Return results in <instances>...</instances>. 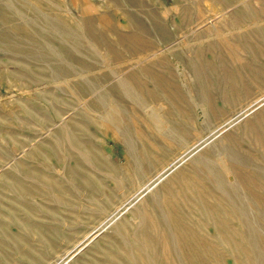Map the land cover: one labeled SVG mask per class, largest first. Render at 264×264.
<instances>
[{"label":"rangeland","instance_id":"obj_1","mask_svg":"<svg viewBox=\"0 0 264 264\" xmlns=\"http://www.w3.org/2000/svg\"><path fill=\"white\" fill-rule=\"evenodd\" d=\"M69 32L92 66L57 52ZM262 97L264 0H0V264H264ZM180 125L215 163L245 154L256 166L230 168L259 184L223 175L241 202L214 178L183 185L179 230L145 248L143 217L190 155L150 181L185 151Z\"/></svg>","mask_w":264,"mask_h":264},{"label":"bare ground","instance_id":"obj_2","mask_svg":"<svg viewBox=\"0 0 264 264\" xmlns=\"http://www.w3.org/2000/svg\"><path fill=\"white\" fill-rule=\"evenodd\" d=\"M53 36L54 38L58 40V45H56L57 52L62 57H64L68 62L73 64L78 69H84L85 67L93 65L94 60H95L94 57L91 56L87 52V49L84 48L82 44L81 45L79 44V41H77L76 39L75 33L74 34L72 32L63 33V34L59 33V35L57 34L56 36L55 35ZM17 48H22V47L17 46ZM23 49L25 50V48ZM184 73H183V70H178L179 75L182 76ZM158 81H160L158 83L161 84V86L167 85L164 83L163 79H159ZM256 99L257 100H254L250 104L251 106L254 104L256 105L258 101L261 100L259 98H256ZM164 122L165 121L161 119L160 123H164ZM249 128L251 129V131L258 129V132H261L262 137H264V111H261L260 113L255 114L254 120L251 122V125ZM178 131L180 133V143L182 144L181 148H184L185 151L176 153L177 156H174L171 159V162L167 163L162 168L157 169V172L155 173L153 177L150 178V181L155 180V179H160L161 176L165 173V171L168 168L172 167L171 165H173L179 159L185 156H188V154L190 155H189V158L187 159L188 162L182 166L181 165L177 166L176 169L173 170V172L169 175V177L165 179L164 183L161 185V188L157 189V191L163 192V195H162L163 197L161 199V202L159 201L158 203L155 204V207L153 210L155 213L152 215L145 214L143 217V220H144L143 227L137 231V238H134V239L140 238L141 244H144L145 248L155 249L154 248L155 242L159 241L158 232H160V235H161L164 232V230L165 231H168V230L172 231L173 229L179 230L180 224H181L180 219L178 218L180 206H178L175 203L174 199H176V197L181 195L182 192L184 191L183 185H185L193 194L196 193L199 195H203L205 193L204 182H207L211 180L212 178H214L218 186L224 187L226 193L230 194L234 200L236 199L238 200V202H241L242 196L238 193L231 192L229 187L233 185L225 186L223 178L228 177L230 174H233L239 177L241 180H247L251 186H257L259 184V181H258L259 174L255 170H252V169L246 170L244 168H240L238 172H236L230 168L231 166H256L252 164L250 161L248 163L249 157L245 156V154L239 153L233 150L232 148L226 147V150L222 153V155L220 153L216 154L217 163H215L212 157V154L210 153L211 148L208 145L204 146L203 141H205L204 139L206 138H202V137L198 138V136L191 137L190 135H188L187 128L184 125H180ZM196 152L198 153L196 155H193ZM224 157L226 159L229 158L228 160H230L232 163H227ZM215 166H219L220 169H218ZM147 185L148 184H146V187H149ZM152 226L156 227L157 230L153 232ZM183 234H186L184 230H183ZM195 241H198L197 237L195 238Z\"/></svg>","mask_w":264,"mask_h":264}]
</instances>
